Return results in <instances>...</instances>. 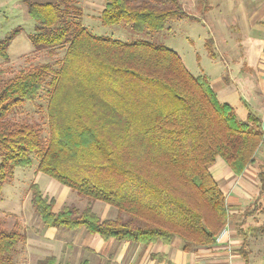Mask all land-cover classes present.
I'll return each mask as SVG.
<instances>
[{"label":"trees","instance_id":"1","mask_svg":"<svg viewBox=\"0 0 264 264\" xmlns=\"http://www.w3.org/2000/svg\"><path fill=\"white\" fill-rule=\"evenodd\" d=\"M25 3L36 23L29 36L35 48L66 50L57 67L38 63L0 78V196L15 170L31 166L36 155L38 171L89 198L84 208L65 204L55 210L56 200L33 182L31 201L46 226L85 227L105 240L147 245L180 238L184 251L214 244L230 213L211 168L224 160L240 175L256 164L264 145L262 114L249 108L240 118L219 100L206 75L193 74L165 44L92 33L79 19L77 0ZM100 18L136 33L198 19L181 0H106ZM21 31L16 27L0 38L4 60ZM211 44L212 39L207 48L214 59ZM46 87L45 140L38 123L11 114ZM259 166V193L241 223L264 213V164ZM98 200L116 207L117 216L101 218L93 209ZM249 231L244 230V247ZM23 238L19 230L0 229V264H14L13 250ZM39 264L57 262L48 256Z\"/></svg>","mask_w":264,"mask_h":264},{"label":"crops","instance_id":"2","mask_svg":"<svg viewBox=\"0 0 264 264\" xmlns=\"http://www.w3.org/2000/svg\"><path fill=\"white\" fill-rule=\"evenodd\" d=\"M224 2L226 1L220 3V11L214 12L216 22L222 21L220 16ZM237 3L238 9L246 6L242 12L244 14L239 26V38L235 35L237 38L234 40L235 36L221 22L222 31L214 39L217 57L211 58L220 67L213 70L214 66L208 63L198 75L204 74L210 79L219 100L231 104L240 118L247 117L249 108L260 112L263 118L264 0H238L235 4ZM208 9L209 7L204 8L205 14ZM239 42L241 44L237 45ZM238 48L244 49L238 53ZM258 153L264 154V145ZM255 163L240 175L234 174L224 160H219L211 168L226 196L230 218L214 244L191 251H184L183 243L178 238L171 244L159 240L147 245L116 238L105 240L100 234L91 233L85 227L70 229L64 226H46L31 201L30 185L33 182L40 185L45 196L56 200L55 210L70 202L73 204L87 200L48 174L49 177H45V173L37 168L33 170L27 197H15V188L22 180L21 177L15 179V174L9 181V191L13 194L3 197L2 192L0 197V216L11 214L14 222L10 229H15L17 215V229L24 234L23 240L13 250L14 264H39L48 256H54L57 264H81L85 261L88 264H264V228L261 227H264V213L250 216L241 223L243 211L254 202L260 189L258 163ZM41 178L46 180L43 185ZM96 202L93 203V209L101 218L117 216L118 213L115 214L108 203L100 205L101 203ZM249 228L252 231L246 235L247 244L244 247V230ZM155 254L166 256L158 258L153 256Z\"/></svg>","mask_w":264,"mask_h":264},{"label":"rangeland","instance_id":"3","mask_svg":"<svg viewBox=\"0 0 264 264\" xmlns=\"http://www.w3.org/2000/svg\"><path fill=\"white\" fill-rule=\"evenodd\" d=\"M199 0H181L185 10L196 15L197 20L182 19L179 21L170 22L166 28L160 31H148L145 33H136L123 25H105L101 22L100 14L106 0H77L78 5L82 8V15L79 17L81 23L86 26L92 33L100 36H107L111 38H120L124 40H138L144 39L157 44H165L182 56L188 69L195 75L201 72L204 66L211 63L216 67H220L218 62H215L208 57L209 49L207 48V41L213 40L212 50L216 53L215 41L219 37V32L222 31V23L226 25L228 31L232 35H237L239 38V26L242 21V13L245 7H239L238 0H206V3L199 4ZM222 6V14L220 16L222 21L216 22L214 17ZM240 1V0H239ZM241 4V3H240ZM249 7L251 6L248 2ZM200 6V7H199ZM209 7L208 13L205 14L204 8ZM211 8V10H210ZM215 12V13H214ZM212 13V14H211ZM211 14V15H210ZM78 18V17H77ZM216 22V25H215ZM222 22V23H221ZM35 21L29 16L25 0H0V38H4L11 33L16 27H22V31L13 39L9 47L10 59L8 61L0 57V78L14 75L17 71L27 68L38 63L50 62L57 67L65 54V47L56 49H36L30 40V34L35 32ZM235 31V33H234ZM237 37L235 36L234 40ZM241 44L239 42L237 45ZM220 45V44H219ZM221 46V45H220ZM244 48H238L237 52L241 53ZM224 65V64H222ZM46 89L41 92L40 97L35 101H25L22 105L17 107L11 114L14 120H28L30 122L38 123L42 129L43 138L46 140L49 136V119L47 114L48 107V93ZM264 119V117H263ZM259 154V156H258ZM33 164L25 168H17L15 170V179L21 177V182L15 188V197L25 196L29 193V182L33 180V170L38 168L39 158L33 155ZM258 166L264 164V154L257 153L256 156ZM260 168V166H259ZM45 177H49L44 174ZM46 181L41 178L42 185ZM10 182L5 184V191L3 189V197L11 196ZM8 193H11L8 195ZM74 193L77 194L76 191ZM5 195V196H4ZM1 197V196H0ZM81 198L86 199L87 202L76 201L75 203H68L77 208H84L88 203V197L80 195ZM100 205H107L106 202L98 200ZM97 203V202H96ZM110 205V204H109ZM113 207L115 214L118 213L117 208ZM99 210V206H97ZM17 215H15V220ZM15 221V230L17 224ZM14 222L12 215L0 216V229L10 230ZM177 240L182 243L181 239Z\"/></svg>","mask_w":264,"mask_h":264},{"label":"built area","instance_id":"4","mask_svg":"<svg viewBox=\"0 0 264 264\" xmlns=\"http://www.w3.org/2000/svg\"><path fill=\"white\" fill-rule=\"evenodd\" d=\"M263 127H264V120H263Z\"/></svg>","mask_w":264,"mask_h":264}]
</instances>
